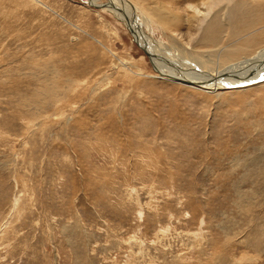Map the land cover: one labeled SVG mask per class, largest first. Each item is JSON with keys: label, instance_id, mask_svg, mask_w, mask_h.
Wrapping results in <instances>:
<instances>
[{"label": "rangeland", "instance_id": "rangeland-1", "mask_svg": "<svg viewBox=\"0 0 264 264\" xmlns=\"http://www.w3.org/2000/svg\"><path fill=\"white\" fill-rule=\"evenodd\" d=\"M93 1L0 0V264H264V80L157 77ZM131 2L168 68L264 48V0Z\"/></svg>", "mask_w": 264, "mask_h": 264}, {"label": "bare ground", "instance_id": "bare-ground-1", "mask_svg": "<svg viewBox=\"0 0 264 264\" xmlns=\"http://www.w3.org/2000/svg\"><path fill=\"white\" fill-rule=\"evenodd\" d=\"M39 1V0H38ZM90 1L89 3L91 4L93 0H88ZM238 1V0H237ZM94 2V1H93ZM109 2V3H108ZM115 3L113 0H107L106 2H100L99 6H105L108 9L111 8V10L113 11V14H115L121 21H123L125 23V25L128 27L129 31H131V33L133 34L134 38L136 39V41L143 47V49L146 51V53L150 56L152 63L155 67V69L159 72V75L157 77H161L163 79L166 80H171V81H181L183 83H188V84H192L195 85V83L201 84V85H206V86H223V87H229V88H237V87H245L246 85H250L253 83H257V82H261L264 80V63H260V57L261 55L264 53V48L262 50H259L257 53H255L252 57H242L245 58V62H250L252 60H256L257 64H255V66L250 70V72L248 73H235L233 75H231L230 72H227L228 70H221V69H211V70H200V67H197L198 65H193V63H189V62H185L184 61H179L177 63L176 66L174 67H167L162 61L156 60L153 57V53L151 51H149L147 49V47L144 46L140 36L142 31H141V25L142 23L144 25L149 26L150 22L148 19H145L143 16L141 17V13H137L136 10H138V8L136 7V5L133 4V2H131V0H116ZM220 2V1H219ZM236 3V1H234ZM245 2V1H244ZM247 2V1H246ZM252 2V0H251ZM256 2V1H253ZM213 3V1H212ZM221 3V2H220ZM238 3V2H237ZM249 3V2H248ZM247 3V4H248ZM260 3V2H259ZM211 5V4H210ZM209 5V6H210ZM225 5V4H224ZM254 5V4H253ZM98 6V5H97ZM192 6V5H191ZM249 7V6H248ZM237 8V6H236ZM239 8V7H238ZM243 8V5L242 7ZM258 8V7H257ZM249 10V9H248ZM139 11V10H138ZM196 11V10H195ZM242 11V10H241ZM206 13V12H205ZM210 13V12H209ZM215 13V12H214ZM199 14V13H198ZM208 14V13H207ZM246 14V13H245ZM244 14V15H245ZM249 14V13H248ZM196 15V14H195ZM264 15V14H263ZM204 16V15H203ZM217 16V15H216ZM253 16V15H252ZM197 17V16H196ZM200 17V16H199ZM205 17V16H204ZM202 17V18H204ZM222 17V16H221ZM226 17V15H225ZM249 17V16H248ZM143 21L141 22L140 21ZM135 21L137 27L131 26V21ZM204 20V19H203ZM218 20L221 22V20L218 18ZM252 20V19H250ZM132 21V22H133ZM138 21L140 22V24L138 23ZM129 22V23H128ZM134 23V24H135ZM215 22L210 21V23L208 24L207 28L210 27L211 24H214ZM141 26V27H140ZM228 27V26H227ZM257 27V26H256ZM255 28V27H254ZM253 30V29H252ZM205 31L208 32V29H205ZM254 31V30H253ZM214 32V31H213ZM229 32V30H228ZM225 33V32H224ZM226 34V33H225ZM244 34V33H243ZM250 34V33H249ZM145 34H143L144 36ZM242 35V34H241ZM147 37V36H146ZM244 37V36H243ZM242 37V38H243ZM144 38V37H143ZM241 38V39H242ZM146 39V38H145ZM144 39V41H145ZM218 40V39H215ZM220 41V40H219ZM149 42V41H147ZM220 43V42H217ZM216 43V45H217ZM151 45V44H150ZM215 45V46H216ZM153 45H151L152 47ZM153 48V47H152ZM155 48V47H154ZM170 47H165V56H167V58H171V59H180L181 56H177V52L174 51L173 54H171L170 52ZM156 50V49H155ZM237 52V51H236ZM243 52V51H242ZM240 53V51H239ZM248 54V53H247ZM156 55V54H155ZM246 55V54H245ZM244 55V56H245ZM213 56V54H212ZM204 57V56H203ZM207 59V58H206ZM189 60V59H188ZM210 60V59H209ZM206 61V60H205ZM212 61V60H211ZM168 62V61H167ZM193 62V60H192ZM244 62V63H245ZM170 65V64H169ZM244 65V64H242ZM207 72V73H205ZM201 73H205V74H201ZM203 75V76H202ZM192 76V77H190ZM204 77V80L199 81L200 77ZM198 79V80H197ZM186 85V84H185ZM214 88V87H213ZM55 92V91H54ZM4 230V229H3ZM244 242V241H243ZM180 256V255H179ZM250 256V255H249ZM185 264V263H184Z\"/></svg>", "mask_w": 264, "mask_h": 264}]
</instances>
